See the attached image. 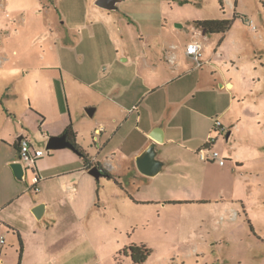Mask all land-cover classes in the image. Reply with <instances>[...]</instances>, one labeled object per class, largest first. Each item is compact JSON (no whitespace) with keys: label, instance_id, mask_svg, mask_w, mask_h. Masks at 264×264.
Wrapping results in <instances>:
<instances>
[{"label":"rangeland","instance_id":"1","mask_svg":"<svg viewBox=\"0 0 264 264\" xmlns=\"http://www.w3.org/2000/svg\"><path fill=\"white\" fill-rule=\"evenodd\" d=\"M94 2L0 0V95L4 83L11 82L5 73L15 71L11 101L21 109L28 108L29 99L37 106L31 70L51 66L47 75L58 94L52 84L41 87L49 99L42 107L48 128L55 126L65 108L83 149L106 168H118L123 186L90 175L91 184L82 189L83 201L65 206L58 204L64 195L56 192L46 218L33 216L35 226L21 235L26 253L14 232L3 228L0 237L6 241L0 244V264H21L23 257L22 264H64L70 255L82 264H134L130 252L125 254L132 245L151 251L145 264H264V0H123L114 12L96 8L110 18L91 25L84 12ZM126 16L130 45L120 32ZM205 20L229 21L231 27L224 34L205 35L212 41L215 58L202 70L210 75L213 67L216 79L230 80L235 89H221L218 84L214 91L195 92L189 101L220 102L226 111L221 116L211 105L208 113L212 126L220 121L232 132L212 147L225 165L202 161L186 150L191 144L188 137H196L188 121L176 126L173 143L157 150L165 163L162 172L155 177H141L133 169L124 174L135 153L130 141L140 139L134 117L140 112L146 116L149 99L162 90L122 114L116 103L129 107L126 96L145 85L142 77L126 68L131 63L122 59L158 55L163 40L177 45L197 41L195 22ZM171 29L176 34L171 35ZM182 63L189 71L196 70L192 61ZM88 108L95 109L93 117L86 113ZM174 109L182 106L176 104ZM149 112L153 118L155 111ZM24 124L35 137L44 131L30 121ZM210 135L217 138L213 127ZM114 150L119 153L111 158ZM33 176L27 172L29 185ZM53 183L57 180L47 182ZM159 200L181 201L163 205ZM50 217L57 221L51 227Z\"/></svg>","mask_w":264,"mask_h":264},{"label":"crops","instance_id":"2","mask_svg":"<svg viewBox=\"0 0 264 264\" xmlns=\"http://www.w3.org/2000/svg\"><path fill=\"white\" fill-rule=\"evenodd\" d=\"M93 1H95V7L90 4L89 9L84 12L91 25H94L98 19L110 18V16H104L102 13H98L96 9L99 8L96 6L97 0ZM99 10L105 12L117 11H108L102 8H99ZM126 18L128 19H124V23H122L121 27L122 30H120V32L123 35L122 38H125V42L130 45L131 39H127L125 35L126 33H131L129 32L131 25L129 23V17L126 16ZM105 23L107 25L109 24L106 21ZM176 27L179 28L181 26ZM77 28L79 31L83 30L81 26H78ZM105 28H107L106 25ZM106 30L107 34L109 35L108 28ZM72 31L74 32L77 30L74 29ZM164 31L167 32V29H164ZM140 32L143 34V36H147L143 33V31L140 30ZM170 32L171 35H173V33L176 34L173 29H171ZM110 37H113L112 33H110ZM147 38L149 37L147 36ZM194 39L197 40L196 42H200L203 45L202 58L204 59V62L202 61L203 65L200 67L201 71H198L199 67L197 66L196 62L186 55V46L191 42L177 45L173 43L167 44L168 42L163 40L161 42L158 55H151L150 53H147L143 56L138 55L133 58L127 57L126 59H122V63H131L126 68L130 67L129 70L131 72L133 71V75L139 79L142 77L145 81V85L142 84V87H140V85L139 87L133 89L131 93H128L129 95L126 96L130 103L129 107L116 103L118 106H120L122 114L130 112L132 109L136 108L137 104L142 99L145 100V98L149 97L151 94H154L156 91L162 90L161 95L156 98L153 97L149 99L145 109L146 116H144L143 112H140L138 116L136 115V117H134L136 124H138L136 127H138L137 131L140 133V139L137 141H130L129 147L135 153L132 155V164L128 165L126 168H123L124 174H126L128 171L131 172L133 169L141 177H144V175H142L137 169L136 159L141 156L151 144L156 143L150 136V134L155 129H162L164 133V142L161 144L156 143V150H158L164 146V143L174 142L176 126L180 124H186L188 121H190V123L192 122L194 128L192 129L191 134L192 136L194 135L196 137H188L191 144L186 148V150L191 154H197V151L206 145L208 137L210 136V130L213 127L212 117L210 114H208L210 106H215V110H217L215 113H218L219 111L221 116L225 115L226 111L221 110L222 106L220 102L205 100V98H201L202 100L195 102V104L189 101L190 98L194 97L193 94L195 92L201 90L214 91L216 90V86L218 87V84H220L221 89L226 87L235 89V84L230 80H225V78H218L217 80V72L213 67L211 69L210 75H208V73H204L205 71H203L202 68L205 67V65H211L213 59L215 58V56H213L211 53L214 47L211 43V39L207 38L202 30L198 28L197 31H195ZM112 41L114 43L116 42L114 40ZM79 42H81V40H78L75 45H78ZM221 43L222 42H220L219 46ZM149 47L152 48V45ZM140 58H143V61H140ZM187 59L196 64V70L189 71L183 66V60ZM170 60H173V62ZM114 62L115 60H113V63ZM50 68L52 67L47 65L31 70L33 74V79L31 82L33 83L32 94L34 97H36V99H39V104L37 106H32V101L29 99L28 108L21 109L20 107L15 106V104L11 101V98L13 97V91L11 89L12 78H16L17 76V72L15 71L5 73L7 77L11 79V82L7 78L8 80L6 83H4L3 91L0 95V233L3 231V228L12 230L15 236L18 238L20 246L22 243L23 253L24 251L26 253L27 244L26 242H23L21 235L23 237L25 229H30L32 225L35 226V221H32L34 218L33 216H35L33 210L39 205H44L45 212L41 219L46 218L48 212L53 206V197L58 191L64 195V197L58 203L60 206L69 204L75 205L77 202H82L84 197V192H82V189L84 185L91 184L92 179H89V171L93 167H98L103 176H105L108 180L114 181L118 183V185L123 186V184H121V173H119L118 168H114L113 166L111 169H109L110 167L106 168L100 160L91 157L85 151V149H83L78 141L79 135L72 124L71 118L68 119L65 116V108L64 110L61 109L60 116L55 126L48 128V120L42 107L45 102H49V99L47 98L45 100L44 90L42 91L41 87L44 88L46 83L47 85L52 84L54 90L57 93V88L54 86L53 79L50 75H47V71ZM57 68L60 73L64 72L62 67L58 66ZM182 74L183 76H180ZM147 81H153L154 85H146ZM119 94L120 93H118V96ZM176 104L182 106L183 111L181 109L175 110L174 107ZM205 104L208 106V108L205 106ZM148 109L155 111V114L152 115L153 118L151 117ZM133 116L134 112L130 113L128 115L127 121H130V118ZM162 119L163 121L168 120V124L161 122ZM27 121L35 123L37 125V129L39 130L44 129L40 137H35V135L32 134V131L30 132L27 128H25L26 126L24 123H27ZM70 124L73 125L74 132L77 135L76 143L82 150L85 158L70 149L55 150L52 153L50 151L44 150V148L46 149L48 140L51 137L63 135L64 131ZM139 125H143V128H140ZM229 133L231 136L232 132L229 131ZM19 137L28 138L31 144L37 150L46 152L45 157H43L37 163V170L41 177V181L38 184L39 192L37 193L31 189V182L29 185L25 180L19 181L15 177L11 168L13 163L19 162V143L17 141ZM110 137L115 136L113 135ZM117 151H111V153H113L111 158L116 157ZM106 156L108 161L109 155L107 154ZM158 159L163 162L162 158L159 156ZM91 165L93 166L91 167ZM106 175H110L111 178L107 177ZM52 179L57 180V183L47 184V182ZM168 201L170 202H167L166 200H159L158 203H163V205H166L167 203H173L175 201L181 200ZM56 223L57 221L50 217L48 219L47 225L51 227ZM42 228L48 227L45 225ZM2 239L3 243L1 242ZM5 241L6 239L0 237V244H5ZM0 254H2L1 249ZM24 260L25 257H23L21 264ZM64 264L82 263L81 261H77L73 255H70L68 258L66 257Z\"/></svg>","mask_w":264,"mask_h":264},{"label":"water","instance_id":"3","mask_svg":"<svg viewBox=\"0 0 264 264\" xmlns=\"http://www.w3.org/2000/svg\"><path fill=\"white\" fill-rule=\"evenodd\" d=\"M123 0H97L96 6L99 8L114 11L117 10V4L122 2ZM86 113L93 117L95 113L94 108H88ZM151 138L156 143H163L164 142V133L162 129H155L151 134ZM230 133L227 134V139H229ZM22 140V137L18 138V143ZM156 143L151 144L141 156L136 159V166L138 171L146 176V177H155L160 172H162L164 163L158 159V152L156 150ZM63 149H70L77 153L75 146L68 140L67 135H61L58 137H51L47 144L46 150L47 151H55V150H63ZM11 168L14 172L15 177L22 181L24 180V168L21 162H16L11 165ZM89 174L94 177L96 180H99L103 174L98 167H93ZM45 212V206L39 205L34 210L33 213L37 219H41Z\"/></svg>","mask_w":264,"mask_h":264},{"label":"built area","instance_id":"4","mask_svg":"<svg viewBox=\"0 0 264 264\" xmlns=\"http://www.w3.org/2000/svg\"><path fill=\"white\" fill-rule=\"evenodd\" d=\"M252 26V22L249 23ZM186 55L193 59L197 66L202 67V57H203V45L200 42H191L186 46ZM173 62V60H170ZM213 133L217 138L210 135L208 137L206 145L197 151V154L200 160L205 162H214L219 166L223 167L226 160L221 158L218 152L213 151L212 147L216 143L217 139L223 135L227 137L229 131L225 128L220 121H215L213 125ZM46 152L37 150L29 141L28 138L22 137V140L19 143V162L22 163L24 168V180L27 172L33 173V178L31 180L32 187L31 189L37 193L39 192L38 184L41 181V177L37 170V163L45 157ZM93 165H91L92 167ZM3 243V239L1 240Z\"/></svg>","mask_w":264,"mask_h":264},{"label":"trees","instance_id":"5","mask_svg":"<svg viewBox=\"0 0 264 264\" xmlns=\"http://www.w3.org/2000/svg\"><path fill=\"white\" fill-rule=\"evenodd\" d=\"M221 4H223L222 1H221ZM195 26L198 29L202 30V32L205 35L224 34L230 29L231 23L225 20H222V21L221 20H205V21L195 22ZM63 135H67L68 140L75 146L77 153L85 158V155L83 154L82 150L76 143L77 135L74 132L72 124H70L66 128ZM106 176L111 178L110 175H106ZM21 249H22V243H21ZM22 251L23 250H21V252ZM128 251L131 254V258L134 264H145L147 258L149 257L151 253V251L145 245H132L126 249L125 254H127Z\"/></svg>","mask_w":264,"mask_h":264}]
</instances>
